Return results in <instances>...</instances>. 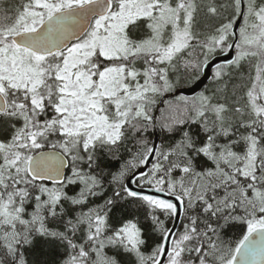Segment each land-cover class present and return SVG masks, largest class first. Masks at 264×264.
<instances>
[{"label":"snow or ice","instance_id":"obj_1","mask_svg":"<svg viewBox=\"0 0 264 264\" xmlns=\"http://www.w3.org/2000/svg\"><path fill=\"white\" fill-rule=\"evenodd\" d=\"M0 136V264H264V0H0Z\"/></svg>","mask_w":264,"mask_h":264},{"label":"trees","instance_id":"obj_2","mask_svg":"<svg viewBox=\"0 0 264 264\" xmlns=\"http://www.w3.org/2000/svg\"><path fill=\"white\" fill-rule=\"evenodd\" d=\"M11 2L15 3L16 0H11ZM217 3H227V0H217ZM220 23L219 19H207V18H200L199 23L197 25V30L201 33L208 35L211 34L214 31V27ZM221 55V54H218ZM227 72L231 73V79H228V77H225V81L229 84V87H231L233 84H238L241 80V77L246 73L247 66L245 65L240 70L235 69H229L225 68ZM193 80H187L186 82L182 83L180 88H185L193 84ZM219 81L217 83H212L211 81L207 84V86L201 91L204 92L206 95H212L218 87H220ZM170 99H164V100H172ZM166 105L161 102L157 106V115L156 117L159 118L160 116V110L164 109ZM192 132H198L199 129L194 125L191 129ZM158 136V144H162L164 147H167L168 145L175 142L177 139H179V132L169 134L167 132H162L159 129L155 130L153 133L150 134V139L154 141L155 136ZM2 138V136H0ZM202 138V136H201ZM127 158V154L121 153L120 158L117 159L115 157L111 159H105L106 167L109 169H112L113 171L116 170L121 163H123V160ZM203 162V161H202ZM98 203H102V200H98ZM135 216L140 219L141 225L145 229V235L146 238L149 239V244L152 243L153 240L156 239V236L151 231L150 222L146 219L145 213L143 209H137L134 205L132 206H124L119 207L113 210V218L114 220H119L122 217H130ZM182 219V218H181ZM239 227H230L226 230L227 237L235 238L239 234ZM226 237V238H227ZM37 253L41 254V258L44 260H56L58 259V253L54 250H51L47 245H44L42 242L40 246L37 248Z\"/></svg>","mask_w":264,"mask_h":264},{"label":"water","instance_id":"obj_3","mask_svg":"<svg viewBox=\"0 0 264 264\" xmlns=\"http://www.w3.org/2000/svg\"><path fill=\"white\" fill-rule=\"evenodd\" d=\"M239 24V21L237 22ZM235 53H228L227 55H220L215 57V59L212 61L208 69H205L206 71L203 73L204 76L200 80L196 81L191 87L189 88H184L181 90H178L173 96H178V95H185V96H195L198 94L202 88L206 85V83L209 81L212 75V69L216 65H225V62L227 59H232L234 58ZM155 142L158 143L157 140ZM132 187H135L134 185H131ZM179 221L177 222V226H179Z\"/></svg>","mask_w":264,"mask_h":264},{"label":"bare ground","instance_id":"obj_4","mask_svg":"<svg viewBox=\"0 0 264 264\" xmlns=\"http://www.w3.org/2000/svg\"><path fill=\"white\" fill-rule=\"evenodd\" d=\"M237 22H238V21H237ZM239 23H241V21H239ZM217 56H220V55H217ZM217 56H216V57H217ZM215 68H216V66L213 67L211 78H210L209 81L206 83V85L204 86V88H205V87L207 86V84L211 81V79H212V77H213V72L215 71ZM205 71H206V70H204V72H205ZM204 72H203V73H204ZM203 76H204V74L201 75L200 79L203 78ZM200 79H199V80H200ZM196 81H198V80H196ZM196 81H195V82H196ZM195 82H194V83H195ZM194 83H193V84H194ZM193 84H192V85H193ZM192 85H190V86H188V87H185V88H189V87H191ZM204 88H202V90H203ZM181 89H184V87H183V88H179L178 90H181ZM178 90H177V91H178ZM202 90H201V91H202ZM201 91H200V92H201ZM200 92H199V93H200ZM196 95H197V94H196ZM167 97H169V95L166 96L165 98H167ZM156 115H157V114H156ZM155 140L158 141V136H157V135L155 136L154 141H155Z\"/></svg>","mask_w":264,"mask_h":264},{"label":"rangeland","instance_id":"obj_5","mask_svg":"<svg viewBox=\"0 0 264 264\" xmlns=\"http://www.w3.org/2000/svg\"><path fill=\"white\" fill-rule=\"evenodd\" d=\"M194 82H195V81H194ZM194 82H193V83H194ZM217 82H218V81H217V80L214 78V76H213V77H212V83H217ZM168 95H169V97L165 98V97H166V96H165L163 99H170V98H173V97H174L173 94H168ZM168 95H167V96H168ZM157 112H158V110L156 111L155 115L157 114Z\"/></svg>","mask_w":264,"mask_h":264}]
</instances>
